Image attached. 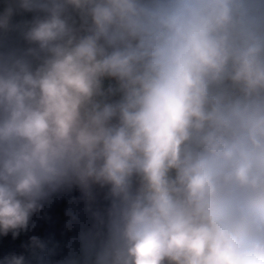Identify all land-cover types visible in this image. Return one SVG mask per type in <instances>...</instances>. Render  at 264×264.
<instances>
[{"label":"clouds","instance_id":"obj_1","mask_svg":"<svg viewBox=\"0 0 264 264\" xmlns=\"http://www.w3.org/2000/svg\"><path fill=\"white\" fill-rule=\"evenodd\" d=\"M9 238L0 264H264V0H0Z\"/></svg>","mask_w":264,"mask_h":264},{"label":"trees","instance_id":"obj_2","mask_svg":"<svg viewBox=\"0 0 264 264\" xmlns=\"http://www.w3.org/2000/svg\"><path fill=\"white\" fill-rule=\"evenodd\" d=\"M74 195H79V193L78 192H76V193H74ZM64 207V205L63 204H61L60 205V208H63ZM59 210V209H58ZM3 242H5V243H9L10 244V247L9 248H4L1 244H0V250H2V251H10V250H19V242H17V241H15V242H13L10 238L9 239H6V240H3Z\"/></svg>","mask_w":264,"mask_h":264},{"label":"crops","instance_id":"obj_3","mask_svg":"<svg viewBox=\"0 0 264 264\" xmlns=\"http://www.w3.org/2000/svg\"><path fill=\"white\" fill-rule=\"evenodd\" d=\"M19 242V241H17ZM0 244L4 247V248H9L10 247V244L9 243H5L3 241H0Z\"/></svg>","mask_w":264,"mask_h":264}]
</instances>
